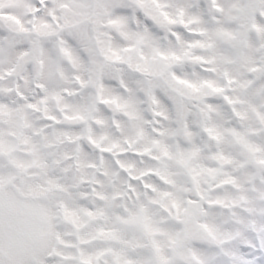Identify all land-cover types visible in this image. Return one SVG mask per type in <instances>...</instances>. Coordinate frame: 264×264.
<instances>
[{"label": "snow or ice", "instance_id": "obj_1", "mask_svg": "<svg viewBox=\"0 0 264 264\" xmlns=\"http://www.w3.org/2000/svg\"><path fill=\"white\" fill-rule=\"evenodd\" d=\"M0 264H264V0H0Z\"/></svg>", "mask_w": 264, "mask_h": 264}]
</instances>
